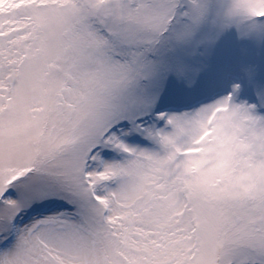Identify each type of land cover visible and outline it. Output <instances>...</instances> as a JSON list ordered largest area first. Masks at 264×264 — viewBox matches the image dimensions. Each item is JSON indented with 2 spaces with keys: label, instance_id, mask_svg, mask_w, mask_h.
<instances>
[{
  "label": "snow or ice",
  "instance_id": "snow-or-ice-1",
  "mask_svg": "<svg viewBox=\"0 0 264 264\" xmlns=\"http://www.w3.org/2000/svg\"><path fill=\"white\" fill-rule=\"evenodd\" d=\"M0 264H264V0H0Z\"/></svg>",
  "mask_w": 264,
  "mask_h": 264
}]
</instances>
